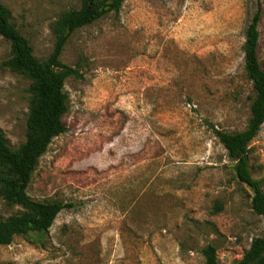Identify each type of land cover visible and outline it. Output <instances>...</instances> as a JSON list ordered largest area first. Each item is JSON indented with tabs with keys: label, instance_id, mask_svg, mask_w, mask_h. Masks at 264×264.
I'll return each mask as SVG.
<instances>
[{
	"label": "rangeland",
	"instance_id": "obj_1",
	"mask_svg": "<svg viewBox=\"0 0 264 264\" xmlns=\"http://www.w3.org/2000/svg\"><path fill=\"white\" fill-rule=\"evenodd\" d=\"M41 61L55 22L80 0H0ZM264 0H126L76 31L61 61L79 69L65 90L67 132L41 158L35 201L72 204L43 238L16 237L0 264H239L264 237V212L239 183L215 131H244L254 96L244 71L245 34ZM0 131L13 150L27 139L31 82L3 67ZM264 187V125L251 144ZM22 211L0 196V220Z\"/></svg>",
	"mask_w": 264,
	"mask_h": 264
},
{
	"label": "trees",
	"instance_id": "obj_2",
	"mask_svg": "<svg viewBox=\"0 0 264 264\" xmlns=\"http://www.w3.org/2000/svg\"><path fill=\"white\" fill-rule=\"evenodd\" d=\"M125 1L80 0L78 9L65 12L55 22V46L45 61L33 54L29 40L12 23L11 12L0 1V36L11 44V57L4 62L3 67L31 82L28 89L30 102L26 142L13 150L0 131V196L8 205L22 209L20 213L0 220V247L11 245L20 236L35 234L43 238L58 215L73 207L72 204L56 200L35 201L29 195L41 158L53 140L67 132L63 120L69 111L66 81L71 77L82 78L79 69L65 65L61 57L76 31L109 14L118 15ZM261 20L260 6L247 28L243 45L244 71L254 93L249 124L241 132L215 131L234 163L236 179L255 194L258 212H264V187L263 181L252 174L250 155L251 144L264 125V68L259 58ZM202 253L205 264H220L215 246L209 245ZM239 264H264V237L252 242Z\"/></svg>",
	"mask_w": 264,
	"mask_h": 264
}]
</instances>
